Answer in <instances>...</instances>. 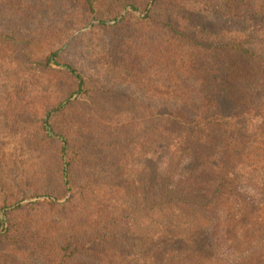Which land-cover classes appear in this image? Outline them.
<instances>
[{
    "label": "rangeland",
    "instance_id": "374dc122",
    "mask_svg": "<svg viewBox=\"0 0 264 264\" xmlns=\"http://www.w3.org/2000/svg\"><path fill=\"white\" fill-rule=\"evenodd\" d=\"M9 1L0 0L3 32H65L63 59L86 79V93L52 124L70 140L74 186L88 202L77 196L12 213L13 235L23 240L0 242V264H264V124L249 108L221 115L246 136L235 139V192L208 216L159 219L154 210L141 212L151 204L131 192L135 184L153 186L159 112L201 105L194 97L206 90L194 83L192 67L200 76L241 59L221 55L220 44L264 50V0H160L150 19L125 0H104L94 15L70 2L18 0L10 9ZM132 2L144 8L147 0ZM193 39L201 44L196 53ZM13 59L0 62V207L40 190L66 195L60 144L45 137L42 121L77 85ZM203 154L219 161L215 148ZM122 187L128 194L121 197Z\"/></svg>",
    "mask_w": 264,
    "mask_h": 264
},
{
    "label": "trees",
    "instance_id": "16d2710c",
    "mask_svg": "<svg viewBox=\"0 0 264 264\" xmlns=\"http://www.w3.org/2000/svg\"><path fill=\"white\" fill-rule=\"evenodd\" d=\"M17 1L10 0L7 5L10 9L16 8ZM103 1L53 2H70L87 15H94ZM159 2L160 0H147L145 7L141 8L132 0H125V7L136 14H142L143 18L150 19ZM99 24L107 27L109 21L99 20ZM3 31L0 27V62L3 57L14 55V65L26 67L31 72L66 74L77 84L75 91L53 106L42 121L45 137L60 144L59 174L66 188V195L59 196L40 190L29 197L23 196L0 207V242H19L23 238L13 235L14 224L10 219L12 213L22 211L28 206H59L77 196H80L83 203L88 202V195L76 191L74 186L72 172L76 159L70 152V140L66 134L57 132L52 124L54 116L62 114L75 99L86 93L87 83L79 69L63 59L67 41L65 32L53 30V34H48L47 37H29L18 35L16 30L7 33ZM192 41L193 53H196L201 44L197 39ZM215 49L223 56L237 52L241 59L235 63L223 60L209 72L205 68L203 73L206 75L200 76V70L192 67L193 79L198 76L194 83L206 90L202 96L194 97L195 102L201 105L191 109L175 108L159 112L154 136L158 154L155 156L157 168L153 186L146 191L137 189L136 184L131 187V192L151 204V208L145 206L141 212L154 210L159 219L171 221H176L179 215L204 217L209 215L219 201L235 192L236 173L240 170L238 162H235V139L246 135L238 126L224 121L226 116L221 115L235 109V106H243L259 115L264 124V50L247 48L240 44H220ZM208 148L218 150L216 157L219 161L212 162V156L200 155ZM188 160L189 163L184 168ZM44 170L47 172V167ZM117 190L121 197L128 194L125 187ZM103 193L99 192L89 201L99 199ZM131 197L137 199L135 195ZM68 255H74V251Z\"/></svg>",
    "mask_w": 264,
    "mask_h": 264
}]
</instances>
